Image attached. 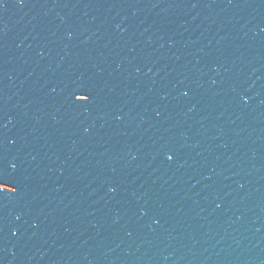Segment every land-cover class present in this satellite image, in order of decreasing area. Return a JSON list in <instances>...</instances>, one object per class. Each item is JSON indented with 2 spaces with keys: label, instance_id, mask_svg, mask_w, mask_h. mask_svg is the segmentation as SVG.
<instances>
[{
  "label": "water",
  "instance_id": "95a60500",
  "mask_svg": "<svg viewBox=\"0 0 264 264\" xmlns=\"http://www.w3.org/2000/svg\"><path fill=\"white\" fill-rule=\"evenodd\" d=\"M0 178V264H264V0H0Z\"/></svg>",
  "mask_w": 264,
  "mask_h": 264
},
{
  "label": "snow or ice",
  "instance_id": "6c2138e0",
  "mask_svg": "<svg viewBox=\"0 0 264 264\" xmlns=\"http://www.w3.org/2000/svg\"><path fill=\"white\" fill-rule=\"evenodd\" d=\"M74 98L78 102H87L90 100V95L87 92L74 94ZM171 159V157H169ZM17 189L7 182L6 179L0 178V192L14 193Z\"/></svg>",
  "mask_w": 264,
  "mask_h": 264
}]
</instances>
